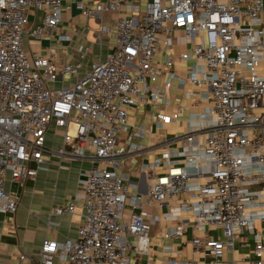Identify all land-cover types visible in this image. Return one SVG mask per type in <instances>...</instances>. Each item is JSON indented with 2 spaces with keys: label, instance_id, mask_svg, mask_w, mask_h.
I'll use <instances>...</instances> for the list:
<instances>
[{
  "label": "built area",
  "instance_id": "obj_1",
  "mask_svg": "<svg viewBox=\"0 0 264 264\" xmlns=\"http://www.w3.org/2000/svg\"><path fill=\"white\" fill-rule=\"evenodd\" d=\"M68 3L0 0V211L15 214L19 206V197L6 190V182L22 186L34 181L46 169V155L94 162L79 181L76 199L83 220L76 238L43 241L31 264H137L132 261L146 255L152 222L145 211L135 212L140 201L128 193L125 177L118 176L121 157L141 147L133 141L120 149L117 135L131 107L148 96L156 99L149 83L172 66L170 58L164 67L154 62L158 36L170 47L172 29L182 30L189 42L196 40L186 80L208 106L185 137L181 164L164 154L143 166L151 177L147 202L170 205L186 195L189 200L178 203L179 213L192 218L195 230L215 228L223 237L194 238V252L220 259L244 230L252 233L255 222L264 223V0H151L144 11L128 3L131 14L112 26L103 24V14L119 12L122 0H74L83 18L100 25L95 43L101 46L104 37L113 41L108 57L87 70L83 61L90 47L78 60L61 66L53 61L54 50L30 57L24 49L27 36L40 39L57 28ZM30 9L43 16L27 30ZM178 115L158 114L156 119L163 125ZM54 129L63 131L57 151L45 146ZM159 167L163 173L156 172ZM74 209L72 201L52 215H72ZM170 219L176 223L170 235L181 237L186 223ZM255 241L256 261H245L264 264V243L258 236ZM24 260L25 255L18 257Z\"/></svg>",
  "mask_w": 264,
  "mask_h": 264
},
{
  "label": "crops",
  "instance_id": "obj_2",
  "mask_svg": "<svg viewBox=\"0 0 264 264\" xmlns=\"http://www.w3.org/2000/svg\"><path fill=\"white\" fill-rule=\"evenodd\" d=\"M105 1V0H103ZM151 0H122L119 12H105L103 24L112 26L118 18L128 17L131 11L125 7L128 3L136 5L144 11ZM61 22L54 30L36 39L27 36L24 40L25 52L31 56H46L51 50L56 54L53 61L61 66L78 60L79 54L91 44L86 41L89 33L88 21L74 6V0L63 4ZM42 12L33 13L30 9L26 29H32L42 20ZM97 23L94 19H92ZM98 24V23H97ZM99 25V24H98ZM100 26V25H99ZM98 32V31H97ZM94 33V37L96 33ZM67 36L69 40L60 41V37ZM171 46L164 44V36H158V53L154 58L157 65L164 67L168 58L172 59V66L163 70L154 83H149L151 92L156 93V99L148 96L145 103L131 107L127 112V123L118 133V147L127 149L134 141L141 150L133 154H125L120 159L118 176H124V183L130 195L137 197L141 208L135 212L145 211L152 222L148 236L150 244L145 256L139 257L137 264H169L170 260L177 264H248L256 261L253 255L256 237L264 243V223L255 222L252 233L244 230L233 241L232 247L226 249L220 259H209L203 252H194L191 241L194 238L222 240L221 230L206 227V231H197L192 227V218L182 215L178 210V203L187 202L186 195H179L170 205H156L147 202V192L150 185L149 170L143 171L164 154H169V161L182 163L179 156L185 145V137L197 123L207 109V102L201 99V94L187 83L188 70L193 65L192 49L196 40H186L184 32L172 29L169 32ZM112 39L104 37L99 51L92 58H86L84 70L97 60L108 57ZM191 55L189 60H182L183 54ZM173 75L170 78V75ZM170 78V79H169ZM65 80V79H64ZM67 80V79H66ZM68 81V80H67ZM169 87H166V83ZM179 113L176 119L158 125L156 116L163 114L168 118ZM141 137L132 140L133 134ZM63 131L54 129L46 136L45 146L53 151L60 148ZM199 139V138H198ZM202 140L200 137L199 141ZM45 170L38 171L34 181H27L20 186L6 182V190L19 197V206L15 214L0 211V264H31L36 262L38 251L45 240L63 242L65 239H75L77 228L83 220V209L76 197L80 193L79 181L94 166L92 160H77L60 157L57 154L46 155ZM159 167L156 172L163 173ZM205 182V178L200 179ZM75 203L72 215L54 216L56 208ZM130 214L129 207L124 211ZM183 220L186 230L181 237L170 235L176 223L174 219ZM20 255L26 260L18 261Z\"/></svg>",
  "mask_w": 264,
  "mask_h": 264
},
{
  "label": "rangeland",
  "instance_id": "obj_3",
  "mask_svg": "<svg viewBox=\"0 0 264 264\" xmlns=\"http://www.w3.org/2000/svg\"><path fill=\"white\" fill-rule=\"evenodd\" d=\"M87 25L89 27V33L87 35L86 41L91 44H95V45L90 46V54L88 57L92 58L95 54V51L98 52L100 48V46L95 43L96 39L94 37V33L100 30V26L97 23H95L92 20V18L89 19ZM65 82H67L66 79H65Z\"/></svg>",
  "mask_w": 264,
  "mask_h": 264
}]
</instances>
